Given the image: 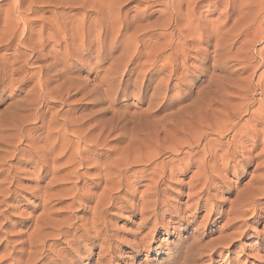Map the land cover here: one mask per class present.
Returning <instances> with one entry per match:
<instances>
[{"label":"rangeland","instance_id":"374dc122","mask_svg":"<svg viewBox=\"0 0 264 264\" xmlns=\"http://www.w3.org/2000/svg\"><path fill=\"white\" fill-rule=\"evenodd\" d=\"M16 1L18 0H0V15L2 14L0 16V22L2 21L0 23V33L1 30H6V28H3L5 26L3 19L9 14L11 16L16 15L13 12L8 13L11 4ZM41 1L46 2L49 0ZM77 1L78 3L76 0H69V4L73 3V5L58 6L60 8L52 7V5L48 6L47 4L35 5L36 10L32 11V13H35L32 18L35 20L50 18L53 10H57V13H67L70 9H73L74 11L70 13L73 18L81 17L85 12L90 14L89 11L96 13L99 10H97L98 6L95 4L99 0H95V2L94 0ZM130 1L136 2L130 3ZM90 2L97 6L94 11L85 7V5L91 6L92 3ZM127 2L121 4L122 8L121 6L120 8L119 6L114 8V12L116 9L119 10L120 19L123 18L122 21H124L125 30L118 36L122 35V37L114 39L115 32L111 30L112 33H110L109 30L106 39L114 40L115 47L103 50L99 54V58H97L98 56L95 58V54H90L93 61L79 66V70L70 75L72 78L75 76L77 80L85 81L86 87L85 91L79 93L72 91L70 98L66 95L63 96L65 94L64 88L59 87V83L53 82L45 87L48 89L46 100H36L34 106L28 107L26 102L30 101V97L35 96L34 90L38 87L41 89L36 82V78L31 80L32 78L29 79L30 76L36 74V71L39 72L41 67L47 66L52 60L47 59L48 61L41 60L38 63L28 62L25 65L23 63L12 65L14 57H17L18 54L22 57L25 50L17 46L16 41L7 47L2 37V33L5 32L3 31L0 34V40L3 42L0 43V61L4 60L3 63L0 62L2 65V68H0L2 74L0 83H4L0 86V264H12L10 258L13 256L14 250H18L23 240L28 239L29 234L34 229V220L37 217H41L40 223L43 222L42 218L47 217L49 223L63 225L62 228L64 226H66L65 228L68 226L75 228L80 224H87L91 216L89 209L91 210L95 206L93 199L87 198V200L77 201L73 198H76V191L79 189L84 190L82 192H85V195L90 193L94 197H98L103 190V186L96 189L83 188L82 186L88 180L92 181V179L90 180L91 176H96L99 173L95 163L102 165L110 162L113 164L121 162L124 165L127 163V167L133 169L126 174L124 173L122 188L127 191V194L121 195L120 199L112 204L110 211L103 217L104 222L99 227L102 231L99 240L92 243L81 240L80 245L66 244L62 242V238L71 239L68 237V233L55 236L53 231L47 229L48 231L44 232L45 235L43 233V236L41 235L44 242L47 241L50 244L60 239L61 243L52 245L50 249L48 247L41 248L40 246L41 251L39 247L37 248V252L39 250V253L43 256L47 255V251L52 252V256L48 257L47 260L27 263V258L24 257L22 258L24 259L23 264H53L56 260L55 254L61 255L64 257L62 260L70 264H107L109 257L113 259L108 264H264V152H262L263 146L261 145L264 141V136L261 134L264 132V91H262L264 90V84H261L264 82V0H129ZM82 3L84 4L82 5ZM25 4L22 6V11L27 8ZM131 8V11L126 12ZM105 12V10L102 12L103 23L109 26L113 21L106 17ZM115 13L118 14L117 11ZM132 16H136L135 21H132ZM136 21L137 23L134 24ZM164 21H167L168 25ZM136 29L139 32L136 37L143 36L145 33L140 41L136 38L132 39ZM19 31L16 33L17 37H20ZM98 32L99 30H92L91 35H96ZM189 32L193 33L190 34ZM170 33L172 37L174 36L170 38V43L173 45L180 40L183 42L185 38L188 43H190L189 41L192 42L185 47L184 55L185 59L188 60L184 61L185 64L183 65L185 67L181 65L182 62H178L182 61L178 58L175 64L178 63L179 68L175 70L176 72L173 71L171 79L167 80L168 72L153 73V70H158L162 64L160 62L161 58H159L156 68L151 67L149 65L150 59L146 58V53L151 54L157 47L156 44H165L167 40L163 36ZM158 34H163V36L158 38ZM177 35L181 36L178 37ZM176 37L179 39L181 37V39L179 40ZM196 37H199L198 40ZM193 40L196 41L193 42ZM218 43L219 45H217ZM140 46L142 50H140ZM135 47L139 48L140 56L137 59L135 58L131 65L129 61L133 52L136 53ZM62 48L63 46L60 48L49 46L47 52L62 53ZM175 48L176 46L173 50L176 53L179 46ZM14 52L18 54L16 55ZM168 52L172 53V51H166L162 56L168 55ZM63 56H65V53L60 54L59 59H64ZM74 58L78 59L79 57ZM140 58L141 60H139ZM55 61L57 60L55 59L53 62ZM113 63H116V65ZM20 65L22 69L20 73L23 75L20 73L11 75V70L18 68ZM99 66L101 67L100 70ZM109 66H116L117 71H109ZM185 68L187 69L184 70ZM115 69L113 68V70ZM130 70L129 78H125V74ZM48 75H45L44 78L46 76L50 77L53 73L50 72V75ZM21 77H28L29 83L25 87H19L18 85ZM210 80L214 85L208 84ZM34 84H38V86L34 88ZM156 90L159 95L153 100L152 95ZM51 91L52 93H49ZM61 93L64 94L61 95ZM241 98L242 100H240ZM243 99L246 101H243ZM212 100L219 103V105L212 107V104H210ZM224 103L230 106L229 109L232 108L234 112L237 111L235 112L237 119L233 121V124L236 123L234 130L243 127L244 129L240 131L241 134L246 132V129H250L261 135L255 141L257 149L252 154L258 156L254 157V162L239 164L235 161L230 162V167L220 173L218 168L225 163L227 164L228 161L225 159V161L220 162L219 156L223 152H217L212 161H207L206 169L209 172V170L211 171L210 166H215V175L218 180L207 187L206 192L201 195V189H204V187L197 182L199 178L201 179V172L200 169L196 170L201 158V147L205 142H214L218 137L208 134L209 131L200 129L201 127L195 124L198 122L203 123L205 117L204 120L207 121L208 126L203 128L213 127L214 129L213 125L220 122L217 119H225L223 115L226 114L222 112V104L225 107ZM239 104H242L240 105L241 108H239ZM246 104L249 105L247 109ZM155 105H158V108ZM259 107H262V112H260ZM212 109L216 110L213 112ZM233 110L225 109L224 112L230 113ZM211 111L212 113H210ZM241 111L243 112L241 113ZM207 115L210 117V123L206 119ZM212 117L217 118H214V123H211L213 121ZM69 118L71 119L69 120ZM258 118L263 120H258ZM187 120L191 121V126H189L190 123L188 126L184 125L188 122ZM64 121L67 124L74 123L75 126L82 124L79 132L74 133L76 136L72 134L71 128L63 131ZM152 121L154 122L151 125ZM181 124H183L182 127ZM89 127H98V130L90 135L92 133L89 134L83 130ZM107 127L110 130L113 128V132L108 134L110 130ZM174 127L189 132L192 129L191 136L187 134V138L183 139V135H173ZM101 129L109 131L100 134L99 130ZM233 129L228 136L233 134ZM82 132L86 133L83 134ZM202 134L204 140L199 144L198 149L193 150L196 153L193 154L190 166L185 159L186 154L188 155L190 151L186 145L193 143L198 135ZM228 136L224 137L221 142L224 143ZM91 137H93V140ZM62 138L64 139L62 140ZM85 140L89 142L87 143ZM101 140H105V143H102L103 146L99 144ZM96 142L100 147L90 146L93 143V146H96ZM236 142H239V137ZM52 144L54 147L56 146L55 149L51 147ZM62 145L66 146L62 148ZM87 146L100 151L89 150L91 151L89 154L93 157L87 163L82 164L84 166L80 167L81 169L79 168L80 174L86 173L87 176L82 178L80 182L76 181L77 186L73 185L72 187L71 183L75 180L71 178L68 181H63L62 176H68L71 171L73 172V166L79 161L76 160L77 157H74L72 150L79 151L80 149H86ZM174 148L177 149V152L170 155L168 151ZM260 152L261 154H259ZM67 158L69 160L72 158L71 163ZM117 158L121 160L118 161ZM3 162L5 165H2ZM116 163L114 165L117 166L118 170L127 169L123 164L126 168L121 165L123 168L120 166L121 169H119L118 165L120 164L117 165ZM68 166L69 168H67ZM153 169L154 171H152ZM11 175L14 179H11ZM37 175H40V182L36 180ZM71 176L69 175L66 178ZM40 188L41 191L44 189V192L41 193ZM71 188H74L72 189L74 192H70ZM254 191L261 194L258 195L259 197H255V200L258 201L255 203L243 202V198L245 196V198L251 197ZM113 193L115 192L113 191ZM151 194H154V197H151ZM77 202L89 209L81 212V207ZM44 207L46 210H44ZM155 208L157 213L155 218L158 219L156 225L153 223L154 220L149 222L144 220L149 216V212ZM31 226L32 228H30ZM142 240L143 247L140 250L133 249V244ZM15 247L16 249H13ZM69 247L72 253L67 255L66 250H69ZM109 248L110 252L108 251ZM33 251L28 249L29 253ZM185 252L187 254L191 253L187 256Z\"/></svg>","mask_w":264,"mask_h":264},{"label":"bare ground","instance_id":"6f19581e","mask_svg":"<svg viewBox=\"0 0 264 264\" xmlns=\"http://www.w3.org/2000/svg\"><path fill=\"white\" fill-rule=\"evenodd\" d=\"M10 1V0H9ZM44 1H46V0H44ZM69 0H61V1H57V0H49V1H46V2H43V1H41V0H18V1H16V2H14V3H12L11 4V7H10V9H8V13H11V12H13V13H15L14 15L15 16H11L10 14L9 15H7L6 16V18H2L3 20H4V22H3V24H5V26H3V28H6V30L4 31L5 33H2L3 31L1 30V33L3 34L2 35V37H3V41H4V43L7 45V47H8V45H11L12 43H14V41H16L15 43L17 44V46H20V47H22L24 50H25V53H21L23 56L21 57V55L19 56V54L16 52H14L16 55L18 54V56L17 57H14V62H12L13 64L12 65H14V64H17V63H23L24 65L25 64H28V62H33V63H38V62H41V60H43V61H46L47 59L48 60H52L51 61V63L49 64L48 63V65L47 66H45V67H41L40 68V70H39V72H37L36 71V74H33V75H31L30 76V78L29 79H31V80H33L34 78H36V82L39 84V86H40V88L41 89H39V87L38 88H36L35 90H34V88L36 87V86H38V84L37 85H35L34 86V88H32V90H34L35 91V96L34 97H30V101H28V102H26V104L28 105V107L29 106H34L35 105V101L36 100H46V96H47V88H45V87H48L49 85H50V83H53V82H55V83H59V87H63L64 88V93H61V95H63V96H67L68 98H70L71 96H72V94H70L72 91L73 92H77V93H79V92H81V91H85L86 90V87H85V81H81V80H77L76 78H75V76H74V78H72L70 75L73 73V72H75V71H77V70H79V66H82V65H84V63L86 64L87 62H91V61H93V59L90 57V54H95L96 56H95V58L97 57V58H99V54L100 53H102V51L103 50H105V49H107V48H110V49H113L115 46V44H114V40H108V39H106V36L108 35V33H109V30H110V33H112L111 32V30L112 31H114L115 32V34H116V36L114 37V39H116L124 30H125V26H124V21H122V19L123 18H121L120 19V14H119V10L118 9H116V11H117V13L118 14H116L115 12H114V8L116 7V6H119V8H120V6H121V4H124V3H126L127 1H129V0H99V2H95V0H94V2H95V4L98 6V8H97V12L95 13V12H93V13H91V11H89V13L90 14H88V13H84L81 17H76V18H73V15H71L70 13L72 12V11H74L73 9H70V11L69 12H65V13H57L56 11H54L53 10V12H51V16H50V18H48V17H46V18H41L40 20L39 19H37V20H35V19H33L32 18V15L33 14H35V13H32V11H34V10H36V7H35V5H38V4H47L48 6H50V5H52V7H58V6H64L65 7V5H73V3H70L69 4V2H68ZM72 1V0H71ZM12 2V1H11ZM27 2V4H25ZM76 2L78 3V1L76 0ZM84 2V1H83ZM89 2V1H88ZM133 2H136V1H130V3H133ZM172 2V1H171ZM90 3H92V2H90ZM128 3V2H127ZM139 3H140V1H139ZM143 3V2H142ZM167 3V2H166ZM27 5V8H26V6H25V8L26 9H24L23 11L21 10L22 9V6L23 5ZM74 4H75V2H74ZM84 3H82V5H83ZM95 4H91V6H86L85 5V7H87L88 9H92L93 11H94V9H95V7H97ZM10 5V4H9ZM33 5V6H32ZM43 5V6H44ZM164 5H165V3H164ZM8 6V5H7ZM80 6H81V4H80ZM125 6V5H124ZM60 7H58V8H60ZM74 7V6H73ZM172 7V6H171ZM39 8V7H38ZM57 8V9H58ZM67 8V7H66ZM121 8H122V6H121ZM167 8H169V7H167ZM4 9V8H3ZM63 9V8H62ZM77 9V8H76ZM83 9V8H82ZM43 10V9H42ZM103 10H105L106 12V17H108L109 19H111L113 22H111V24H109V26H108V24H105V23H103ZM132 10V8L131 9H128L126 12H129V11H131ZM146 10V9H145ZM44 11V10H43ZM82 11V10H81ZM84 11H86V10H84ZM139 11V10H138ZM2 12H3V10H2ZM36 12V11H35ZM7 13V14H8ZM138 13V12H137ZM136 13V14H137ZM166 13V12H165ZM5 14V13H4ZM113 14V15H112ZM124 15V14H123ZM166 15H167V13H166ZM0 16H2V14L0 15ZM3 17H5V16H3ZM126 17H128V16H126ZM133 17V16H132ZM131 17V19H132V21H135L136 20V16L135 17H133L132 18ZM171 17V16H170ZM107 18V19H108ZM125 18V17H124ZM163 19V18H162ZM167 20V19H166ZM131 21V22H132ZM169 21V20H168ZM165 22V21H164ZM170 22V21H169ZM0 23H2V21L0 22ZM135 23H137V21L136 22H134V24ZM2 24V25H3ZM164 24V23H163ZM165 24L166 25H168V23H167V21L165 22ZM175 24H177V23H175ZM106 25V26H105ZM151 25V24H150ZM174 25V24H173ZM197 25V24H196ZM176 26V25H175ZM1 27V26H0ZM134 27V26H133ZM144 27V26H143ZM19 28H22L21 30L19 29ZM132 28V27H131ZM142 28V27H141ZM148 28V27H147ZM152 29V28H151ZM150 29V30H151ZM164 29V28H163ZM169 29V28H168ZM173 29V28H172ZM175 29V28H174ZM20 30V31H19ZM92 30H95V31H97V30H99V32L95 35L94 33V35H91V31ZM139 30H141V29H139ZM179 30V29H178ZM17 31H19V33H20V37H17V35H16V33H17ZM152 31V30H151ZM150 31V32H151ZM141 32V31H140ZM188 32V31H187ZM0 33V34H1ZM137 33L139 34V32H138V30L136 29L135 30V33H133V38L132 39H134V38H136V39H139V41H140V39L143 37V36H145L144 34H143V36H141L140 35V37L138 36V37H136V35H137ZM190 33V32H189ZM191 33H193V32H191ZM190 33V34H191ZM197 33H198V31H197ZM114 34V35H115ZM142 34V33H141ZM184 34V33H183ZM188 34V33H187ZM195 34V33H194ZM111 35V34H110ZM197 35V34H196ZM16 36V37H15ZM161 36H163V34H158V38L159 37H161ZM178 36V35H177ZM179 36H181V35H179ZM178 36V37H179ZM188 36H189V34H188ZM120 37H122V35L120 36ZM120 37H118V38H120ZM132 37V36H131ZM164 38H165V40H167V42H165V44L163 43V44H161V45H158V44H156V46L157 47H155V49L153 50V52H151V54H147L146 53V58L148 59H150V62H149V65H151V67H155L156 68V65H157V63L159 62V58H161V60H160V62L162 63L160 66H159V69L158 70H153V73L154 74H156L157 72H161V71H166V72H168L169 74H168V76H166V79L167 80H169V79H171V75H172V72L173 71H175V70H177L179 67L178 66H180V65H178L177 66V64L178 63H176L175 64V61H177L178 60V58L180 59V60H182V61H178L179 63L180 62H182V66L183 67H185L183 64H185L184 63V61L186 60V61H188L187 59H185V55H184V51H185V47H187L186 45L187 44H190L192 41H189L190 43H188L186 40V38L183 40V42L180 40L181 39V37H180V39L178 38V37H176L177 39H179L180 41H178L177 42V44H175L174 43V45L172 44V43H170V38H173L172 37V35H171V33L170 34H165L164 36H163ZM186 37V36H185ZM146 38V37H145ZM183 38V37H182ZM197 38V37H196ZM199 38V37H198ZM198 38H197V40H198ZM130 39V38H129ZM189 40V39H188ZM190 40H192L191 38H190ZM114 41V42H113ZM119 41H121L120 39H119ZM133 41H135V40H133ZM143 41V40H142ZM196 41V40H195ZM194 40H193V42H195ZM200 42H201V38H200ZM199 42V43H200ZM0 43H3L1 40H0ZM193 44V43H192ZM5 45V46H6ZM14 45V44H13ZM172 45L175 47L176 46V48H178V46H179V49H177V51H176V53L174 52V50H173V48H172ZM196 45H198V44H196ZM217 45H219V43L217 44ZM3 46V45H2ZM49 46H51L52 48L55 46V47H58V48H60V47H62L63 46V50H62V53H65V56H63L64 57V59H59L60 58V54L62 55V53L61 52H59V53H57L56 51L55 52H53V51H48L47 52V48L49 47ZM142 46V45H141ZM141 46H140V48H141ZM15 48H16V45L14 46ZM65 47V48H64ZM139 47V46H138ZM138 47H135V51H136V53L135 52H133V54H132V58L130 59V63L129 64H131L132 63V61L136 58H138V56H140L139 55V53H140V50H142V48L139 50V48ZM6 48V47H5ZM13 48V47H12ZM19 48V47H18ZM21 48V49H22ZM175 48V49H176ZM196 48V47H195ZM201 48V47H200ZM1 49H2V47H1ZM188 49H189V47H188ZM194 51H195V49L194 48H192ZM215 49V48H214ZM15 50H17V49H15ZM14 50V51H15ZM19 50V49H18ZM1 51V50H0ZM10 51V50H9ZM166 51H172V53H169L168 55H166V56H162L163 55V53L165 52L166 53ZM20 52V51H19ZM142 52V51H141ZM175 54H174V53ZM197 52H199V51H197ZM201 52V51H200ZM214 52V51H213ZM110 53V52H109ZM5 54V53H4ZM7 54V53H6ZM172 54H174V55H172ZM201 54V53H200ZM199 54V55H200ZM215 54V53H214ZM2 55H3V53H2ZM14 55V54H13ZM131 55V54H130ZM0 56H1V54H0ZM87 56V57H86ZM143 56H144V54H143ZM201 56V55H200ZM216 56V55H215ZM5 57H6V55H5ZM10 57H11V55H10ZM74 57H79L78 59H75ZM1 58V57H0ZM186 58H187V56H186ZM5 59V58H4ZM7 59H9V58H7ZM11 59V58H10ZM57 60V61H55V62H53L54 60ZM75 59V60H74ZM128 59V58H127ZM219 59V58H218ZM1 60V59H0ZM47 60V61H48ZM139 60H141V58L139 59ZM219 60H221V59H219ZM12 61H13V59H12ZM135 61V60H134ZM200 61H201V59H200ZM0 62H4V60L3 61H0ZM137 62V61H136ZM216 62V61H215ZM5 63H7V62H5ZM117 63V62H116ZM116 63H113L114 65H116ZM135 63V62H134ZM11 65V64H10ZM22 65V64H21ZM21 65L18 67V68H16V69H12L11 70V75H16V74H19L20 72H21ZM110 65V64H109ZM119 65V64H118ZM121 65V64H120ZM132 65V64H131ZM187 65V64H186ZM0 68H2V65L0 64ZM10 67V66H9ZM115 67L116 66H109V68H108V70L109 71H111V72H115V71H117L116 69H115ZM119 67V66H118ZM125 67V66H124ZM136 67V66H135ZM3 68H4V66H3ZM5 68H6V66H5ZM99 68V70L101 69V67L99 66L98 67ZM107 68V67H106ZM113 68L115 69V70H113ZM121 68V67H120ZM25 70H26V68H24ZM136 69V68H135ZM187 68H185L184 70H186ZM1 70V69H0ZM106 71H108L107 69H105ZM5 71V70H4ZM27 71V70H26ZM104 71V70H103ZM6 72V71H5ZM50 72H52L53 73V75H50ZM176 72V71H175ZM2 73H3V71H2ZM48 73H49V75H50V77H47L46 76V78H44V76L45 75H48ZM108 73V72H107ZM119 73H121V72H119ZM21 74V73H20ZM30 74V73H29ZM45 74V75H44ZM109 74V73H108ZM112 74V73H111ZM110 74V75H111ZM130 74H131V70L128 72V73H126L125 74V78H129V76H130ZM146 74V73H145ZM158 74V73H157ZM253 74V73H252ZM1 73H0V77H1ZM4 75V74H3ZM21 75H23V74H21ZM48 75V76H49ZM113 75H114V73H113ZM19 76V75H18ZM28 76V75H27ZM4 77V76H3ZM116 77V76H115ZM251 77V76H250ZM110 78V77H109ZM165 79V80H166ZM182 79V78H181ZM19 80V79H18ZM85 80V79H84ZM167 80H166V82H167ZM4 81V80H3ZM106 81V80H105ZM211 81L212 80H210L209 82H208V84H212L211 83ZM244 81V80H243ZM262 81V80H261ZM6 82V81H5ZM13 82V81H12ZM11 82V83H12ZM15 82V81H14ZM19 82V81H18ZM163 82V81H162ZM213 82H214V80H213ZM245 82V81H244ZM20 84H18L19 85V87H25L29 82H28V77H24V78H22L21 77V81L19 82ZM87 83V82H86ZM103 83V82H102ZM183 83V82H182ZM217 83V82H216ZM237 83H239V82H237ZM1 85L0 86H2L3 84L2 83H0ZM169 84V83H168ZM261 84H264V82L263 83H261ZM6 85V84H5ZM87 85V84H86ZM209 85V86H210ZM212 85H214V84H212ZM227 85V84H226ZM232 85V84H231ZM244 85V84H243ZM259 85H260V82H259ZM237 86V85H236ZM264 86V85H263ZM211 87V86H210ZM213 87V86H212ZM238 87V86H237ZM240 87H242V86H240ZM245 87V86H244ZM141 88V87H140ZM161 88V87H160ZM108 89V88H107ZM167 89V88H166ZM242 89H243V87H242ZM263 89H264V87H263ZM93 90H94V88H93ZM98 90V89H97ZM113 90V89H112ZM223 90V89H222ZM31 91V90H30ZM53 91V90H52ZM52 91L51 92H49V93H52ZM57 91V90H56ZM55 91V92H56ZM63 91V90H62ZM209 91V90H208ZM262 91H264V90H262ZM91 92H92V90H91ZM94 92V91H93ZM239 92V91H238ZM246 92V91H245ZM27 93V92H26ZM112 93V92H111ZM224 93V92H223ZM240 93V92H239ZM264 93V92H263ZM74 94V93H73ZM219 94V93H218ZM71 95V96H70ZM159 94H158V91L156 90V92H154L153 93V95H152V99L154 98V99H156L157 98V96H158ZM49 96V95H48ZM83 96V95H82ZM235 97H236V95H234ZM248 96V95H247ZM261 96H262V94H261ZM84 97V96H83ZM214 97V96H213ZM225 97V96H224ZM25 98V97H24ZM82 98V97H81ZM98 98V97H97ZM196 98V97H195ZM226 98V97H225ZM240 98V97H239ZM238 98V99H239ZM85 99V98H84ZM153 99V100H154ZM159 99V98H158ZM61 100V99H60ZM232 100V99H231ZM240 100H242V98L240 99ZM245 99H243V101H244ZM97 101H99V100H97ZM246 101V100H245ZM251 101V100H250ZM46 102V101H45ZM64 102V101H63ZM66 102V101H65ZM210 102V101H209ZM229 102H231V101H229ZM37 103H39V102H37ZM61 103V102H60ZM67 103V102H66ZM150 103V102H149ZM161 103V102H160ZM195 102L193 101V104H194ZM207 103H208V101H207ZM206 103V104H207ZM220 103H221V101H220ZM234 103V102H233ZM247 103V102H246ZM41 104V103H40ZM157 104V103H156ZM189 104V103H188ZM209 104V103H208ZM210 104H212L211 106L213 107V106H216V105H219V103H217V102H213V100H212V103H210ZM225 104V103H224ZM237 104V103H236ZM197 105V104H196ZM200 105H201V103H200ZM240 105H242V104H239V106ZM156 106V105H155ZM154 106V107H155ZM158 106V105H157ZM156 106V107H157ZM184 106V105H183ZM190 106V105H189ZM198 106V105H197ZM208 106H210V105H208ZM225 107H223V104H222V108H223V110H222V112H223V114H226V115H223V116H225L224 118V120H221V118H220V120H218L216 117H212V122L211 123H214V118H216L217 119V121H220L218 124H214L213 126H214V129H213V127H211V128H207V127H205V128H203L204 126H208V123H207V121H205L204 119H205V117L203 118V123H200V122H195V123H197V124H195V125H198V127H201L200 129H204V130H206V131H209L210 133H208V134H213V135H215V137L217 136L218 137V139H216L215 141L213 140V139H211V140H213L214 142H212V141H208V142H205L203 145H202V147H201V158H200V160H199V162H198V165H197V167H196V170L197 169H200V172H201V179L199 178H197L198 180H197V182L199 183V184H201V186H203L204 187V189H201V195L204 193V192H206V190L205 189H207V187H209V186H211V185H213L212 183L214 182V181H217L218 179H217V176L215 175V173H216V171H215V169H216V167L215 166H210V169H211V171L209 170V172H208V170L206 169V163H207V161H212L213 159H214V157H215V154H217V152H219V151H221V152H223V154L222 155H220L219 156V160H220V162L221 161H225V159H227V161H228V163L226 164H224V165H219L218 167V172H219V170H220V173L221 172H224L227 168H229L230 167V162H237L238 164L239 163H243V162H254V157H257L256 155L255 156H253L252 154L253 153H255V150L257 149V146L255 145V141L258 139V137H260L261 135L260 134H258L257 132H255V131H253V130H250V129H246V132H244L243 134H241V130L242 129H244L243 127H240L239 128V130H234L235 129V125H236V123L235 124H233V121H234V119L236 120L237 119V114L235 113V112H237V111H235L234 112V110L232 109V108H228V107H230L228 104H225L224 105ZM235 106V105H234ZM234 106H233V108H234ZM184 107H186V106H184ZM211 107V108H212ZM232 107V106H231ZM236 107H237V105H236ZM245 107V106H244ZM249 107V105L247 106V104H246V109ZM158 108V107H157ZM211 108H209L210 110H211ZM221 108V109H222ZM238 108V107H237ZM239 108H241V106L239 107ZM238 108V110H240ZM229 110V111H232L233 110V112H230V113H228V112H224V110ZM259 109H261V111L260 112H262V107L260 108L259 107ZM36 110H37V108H36ZM187 110V109H186ZM192 110V109H191ZM201 110V109H200ZM213 110V109H212ZM216 110V109H215ZM215 110H213V112L215 111ZM237 110V109H236ZM257 110V109H256ZM148 111V110H147ZM185 111V110H184ZM188 112H189V110H188ZM191 112V111H190ZM219 112V111H218ZM243 111H241V113H242ZM246 112V111H245ZM251 112V111H250ZM40 113V112H39ZM153 113V112H152ZM180 113V112H179ZM192 113V112H191ZM210 113H212V111L210 112ZM217 113V112H216ZM215 113V114H216ZM220 113H221V111H220ZM167 114V113H166ZM214 114V115H215ZM38 115V114H37ZM178 115V114H177ZM189 115V114H188ZM213 115V116H214ZM247 115V114H246ZM41 116V115H40ZM180 116V115H179ZM190 116V115H189ZM211 116V115H210ZM215 116H218V115H215ZM39 117V116H38ZM60 117H62V116H60ZM180 117H182V116H180ZM201 117V116H200ZM203 117V116H202ZM208 115L206 116V119H208V122L210 123V117H208ZM222 117V116H221ZM52 118V117H51ZM65 118V117H64ZM63 118V119H64ZM192 118V117H191ZM194 118H195V116H194ZM256 118V117H255ZM254 118V119H255ZM38 119V118H37ZM36 119V120H37ZM60 119V118H59ZM71 118H69V120H70ZM82 119V118H81ZM174 119V118H173ZM181 119V118H180ZM188 119V118H187ZM259 119H261V118H258V120ZM34 120H35V118H34ZM53 120H55V119H53ZM65 120V119H64ZM69 120H66L67 122L69 121ZM72 120H74V119H72ZM115 120V119H114ZM153 120V119H152ZM158 120V119H157ZM169 120V119H168ZM176 120V119H175ZM182 120V119H181ZM184 120V119H183ZM202 120V119H201ZM261 120H263V119H261ZM59 121V120H58ZM89 121V120H88ZM111 121V120H110ZM156 121V120H155ZM185 121V120H184ZM188 121V120H187ZM199 121V120H198ZM35 122V121H34ZM41 122V121H40ZM65 122V121H64ZM71 122V121H70ZM107 122V121H106ZM121 122V121H120ZM154 121H152L151 122V125H152V123H153ZM178 122V121H177ZM176 122V123H177ZM186 122V121H185ZM205 122V123H204ZM43 123V122H42ZM50 123H52V122H50ZM49 123V124H50ZM90 123V122H89ZM97 123V122H96ZM103 123V122H102ZM112 123V122H111ZM127 123H129V122H127ZM159 123V122H158ZM173 123V122H172ZM181 123V122H180ZM179 123V124H180ZM188 123V124H187ZM186 124H184V125H189V123H190V125L189 126H191V121L189 122H187ZM239 123V122H238ZM250 123V122H249ZM18 124V123H17ZM74 124V123H73ZM73 124H71V123H69V124H67L66 122L63 124V131L65 130V129H69V128H71V132H72V134H74V133H78L79 132V130H80V128H81V125H79V126H75V125H73ZM130 124V123H129ZM179 124H178V126H179ZM259 124H260V122H259ZM262 124V123H261ZM53 125V124H52ZM62 125V124H61ZM90 125V124H89ZM110 125V124H109ZM163 125V124H162ZM173 125V124H172ZM182 125L183 124H181V127H182ZM244 125V124H243ZM41 126V125H40ZM51 126V125H50ZM83 126H85V125H83ZM150 126V125H149ZM148 126V127H149ZM210 126V125H209ZM44 127V126H43ZM72 127H73V129H72ZM108 127H110V126H108ZM107 127V128H108ZM177 127V126H176ZM176 127H174L175 128V130H173L174 132L172 133L173 135L175 134V135H177V136H181V135H183L184 136V138L183 139H186L187 138V134H189L190 135V132L192 131V129L194 128V126L193 127H191L192 129H191V131L189 132V131H187V130H184V129H180V128H176ZM184 127V126H183ZM41 128V127H40ZM47 128H48V126H47ZM52 128V127H51ZM55 128V127H54ZM62 128V127H61ZM105 128V127H104ZM153 128V127H152ZM173 128V127H172ZM197 128V127H196ZM234 128V129H233ZM250 128V127H249ZM38 129V128H37ZM44 129V128H43ZM109 129V128H108ZM113 129V128H112ZM111 129V130H112ZM114 129H116V128H114ZM119 129V128H118ZM135 129V128H134ZM233 129V134L231 135V136H228L230 133H231V130ZM54 130V129H53ZM59 130V129H58ZM83 130H85L87 133H92V132H95L96 130H98V127H89V128H85V129H83ZM110 130V129H109ZM109 130H106V129H101V130H99L100 132V134H102V133H104V132H107L108 133V131ZM109 131V133L108 134H110V132H113V130L112 131ZM130 130V129H129ZM55 131V130H54ZM117 131V130H116ZM120 131V130H119ZM127 131H128V129H127ZM144 131V130H143ZM66 132H69V131H66ZM84 132V131H83ZM82 132V133H83ZM85 132V133H86ZM121 132V131H120ZM119 132V133H120ZM145 132V131H144ZM194 132V131H193ZM200 132V131H199ZM198 132V133H199ZM213 132V133H212ZM260 132H263V131H260ZM82 133H81V136H82ZM85 133H83V134H85ZM123 133V132H122ZM135 133V132H134ZM138 133V132H137ZM149 133V132H148ZM147 133V134H148ZM207 133V132H206ZM53 134V133H52ZM105 134V133H104ZM103 134V135H104ZM128 134V133H127ZM151 134V133H150ZM192 134V133H191ZM261 134H263L262 136H264V132L263 133H261ZM47 135H48V133H47ZM50 136H51V134H49ZM60 135V134H59ZM62 135V134H61ZM63 135H64V133H63ZM67 135H68V133H67ZM75 135V134H74ZM90 135H93V133L92 134H90ZM107 135V134H106ZM195 135V134H194ZM260 135V136H259ZM53 136V135H52ZM65 136V135H64ZM76 136V135H75ZM81 136H80V138H81ZM100 136V135H99ZM191 136V135H190ZM200 136V137H199ZM205 136V135H204ZM228 136V138H227V140L224 142V143H222L221 142V140L224 138V137H227ZM58 137V136H57ZM79 137V136H78ZM121 137V136H120ZM122 137H123V135H122ZM129 137H130V135H129ZM133 137V136H132ZM150 137V136H149ZM153 137V136H152ZM239 137V142H236V139ZM65 138V137H64ZM64 138H62V140L64 139ZM80 138H79V140H80ZM85 138V137H84ZM88 138V137H87ZM93 137H91V139H92ZM127 138H128V136H127ZM151 138V137H150ZM149 138V139H150ZM173 138V137H172ZM178 138V137H177ZM58 139V138H57ZM56 139V141H58ZM75 139V138H74ZM82 139H83V137H82ZM122 139V138H121ZM209 139V138H208ZM60 140V139H59ZM76 140V139H75ZM84 140V139H83ZM82 140V141H83ZM87 140V139H86ZM85 140V141H86ZM93 140V139H92ZM92 140H90V141H92ZM98 140V139H97ZM204 139H203V134L202 135H198V137L195 139V141H193V143L191 142V144H187L186 145V147H187V149H189L190 151H189V153H188V155L186 154V156H185V159L187 160V163L191 166V163H190V161H191V159H192V157H193V154L195 155V153L196 152H193V150L195 149V148H197L198 149V146H199V144L200 143H202V141H203ZM210 140V139H209ZM9 141V140H8ZM55 141V142H56ZM65 141V140H64ZM63 141V142H64ZM85 141H84V143H85ZM102 141V142H101ZM100 141V143L99 144H101V146H103L102 145V143L104 144L105 143V140H101ZM107 141V140H106ZM115 141V140H114ZM118 141H120V140H118ZM127 141H128V139H127ZM132 141V140H131ZM7 142V141H6ZM66 142V141H65ZM87 142V141H86ZM89 142V141H88ZM87 142V143H88ZM142 142V141H141ZM140 142V143H141ZM147 142V141H146ZM157 142V141H156ZM212 142V143H211ZM262 142V141H261ZM83 143V144H84ZM98 142H96L95 143V145L96 146H93L94 145V143H93V145L91 144L90 146L91 147H100V145L99 144H97ZM189 143V142H188ZM3 144H4V142H3ZM6 144V143H5ZM12 144V143H11ZM58 144V143H57ZM70 144H71V142H70ZM86 144V143H85ZM176 144V143H175ZM179 144V143H178ZM177 144V145H178ZM60 145V144H59ZM74 145V144H73ZM87 145V144H86ZM85 145V146H86ZM143 145V144H142ZM151 145V144H150ZM164 145V144H163ZM182 145V144H181ZM261 145L263 146V148H262V152H264V141L261 143ZM66 146V145H65ZM65 146H61L62 148L63 147H65ZM90 146H87V148L86 149H80L79 151L78 150H76V149H74V150H72V152L74 153V157H77L76 158V160H79V161H77L76 162V164L73 166V172L71 171L70 172V174H68V176L70 175H75V176H71L70 178H66V177H68L66 174V176H62L61 178H62V180L63 181H68L69 179H74L75 181L74 182H76V181H79L80 182V180L82 179V178H86V176H87V174L86 173H81L80 174V169L82 168V166H84V165H82V164H84L85 162L87 163V161L89 160V159H91L93 156H91L89 153L91 152V151H89V150H91L92 148L90 147ZM175 146V145H174ZM52 148L54 147L53 146V144H52V146H51ZM56 147V146H55ZM55 147H54V149H55ZM80 147V146H79ZM84 147V146H83ZM130 147V146H129ZM2 148V147H1ZM51 148V149H52ZM74 148H75V146H74ZM102 148V147H101ZM108 148V147H107ZM131 148V147H130ZM137 148V147H136ZM151 148V147H150ZM152 148H153V145H152ZM173 148V147H172ZM178 148V147H177ZM180 148V147H179ZM183 148H184V146H183ZM64 149H66V148H64ZM63 149V150H64ZM78 149V148H77ZM94 149V151H96V152H98V151H100V150H96L95 148H93ZM92 149V150H93ZM127 150H128V148H126ZM135 149V148H134ZM141 149V148H140ZM139 149V150H140ZM223 149H225V150H223ZM67 150V149H66ZM76 150V151H75ZM137 150V149H136ZM135 150V151H136ZM143 150V149H142ZM183 150V149H182ZM223 150V151H222ZM51 151V150H50ZM68 151V150H67ZM125 151V150H124ZM133 151V150H132ZM146 151V150H145ZM62 152V151H61ZM134 152V151H133ZM169 153H170V155L171 154H173V153H175V152H177V149L176 148H174L173 150H170V151H168ZM35 153V152H34ZM60 153V152H59ZM64 153H65V151H64ZM63 153V154H64ZM187 153V152H186ZM66 154H67V152H66ZM71 154V153H70ZM97 154V153H96ZM100 154V153H99ZM138 154V153H137ZM145 154V153H144ZM179 154V153H178ZM182 154H183V152H182ZM259 154H261V152L259 153ZM37 155V154H36ZM45 155H46V153H45ZM44 155V156H45ZM101 155V154H100ZM117 155V154H116ZM115 155V156H116ZM133 155V154H132ZM175 155V154H174ZM177 155V154H176ZM181 155V154H180ZM38 156V155H37ZM63 156V155H62ZM62 156H60V157H62ZM97 156V155H96ZM179 156V155H178ZM41 157H42V154H41ZM106 157V156H105ZM131 157V156H130ZM146 157V156H145ZM183 157V156H182ZM73 158V157H72ZM72 158H70V163H71V159ZM116 158V157H115ZM135 158V157H134ZM106 159H108V158H106ZM118 159V158H117ZM121 160V159H120ZM119 159H118V161H120ZM139 160V159H138ZM137 160V161H138ZM142 160V159H141ZM151 160V159H150ZM54 161H56V160H54ZM132 161H134V160H132ZM53 162V161H52ZM51 162V163H52ZM74 162V161H73ZM104 162H108V161H104ZM115 162V161H114ZM123 162V161H122ZM126 162V161H125ZM47 163H48V161H47ZM116 163V162H115ZM114 163V164H115ZM131 163V162H130ZM129 163V164H130ZM140 163V162H139ZM209 163V162H208ZM4 164V162L2 163V165ZM27 164V163H26ZM54 164H55V162H54ZM94 164V163H93ZM92 164V165H93ZM101 164V163H100ZM112 162H110V163H107V164H102V165H98V163L96 164L95 163V165H96V168H97V170L99 171V173L96 175V176H88V177H90V180L92 179V181H87L86 183H84L83 184V188H85V187H89V189H96V188H99L100 186H103V190H102V192L100 193V195L98 196V197H94L93 195H91L90 193L88 194V195H85L84 193L85 192H82V191H84V190H81V189H79L78 190V188H77V190L78 191H76V194H77V196H76V198L74 197L73 199H75V200H77V201H79V200H81V199H86L87 200V198H89V199H93V201H94V207L90 210L89 208H87V207H85V206H83L82 204H80V202H77V204L79 205V207H81V212H84V211H86L87 209H89V211H91V216H90V218H89V220H88V222H87V224H80L79 226H77V227H75V228H73V226L71 227V226H68L67 228H65L66 226H64V228H62L61 226H63V225H53L51 222L49 223L48 221H47V217L46 218H42V220H43V222L42 223H40V220H41V217H37V218H35L36 220H34V229L31 231V234H29V236H28V239L27 240H23V243L20 245V248L18 249V250H14V252H13V256H11V258H10V260L12 261V264H23V260L24 259H22V258H24V257H26L27 258V263H36V262H38V261H42V260H47L48 259V257H51L52 256V252L51 253H49L48 251H47V255H45V256H43V254H40L39 253V250L41 249V248H46V247H48V249H50V247H52V245H54V244H58V243H61L60 242V239H57V240H55V241H53V242H51L50 244L46 241V242H44V240H43V235H42V233L44 234V232H46V230L48 229V230H51V231H53L54 233H55V236H58V235H60V234H62V233H68L69 234V236L68 237H70L71 239H67V238H62L63 240H62V242H65L66 244H70V243H72V244H74V245H80V243H81V240H87L88 242H94L95 240H99V235L101 234V230L99 229V227L102 225V222H104L103 220V217L107 214V212L108 211H110V209L112 208L111 206H112V204L113 203H115V202H117L119 199H120V196L121 195H125V194H127V191L125 190H123V186H122V182H123V179H124V176H125V174L127 173V172H129L130 170H132L133 168L132 167H130V168H128L127 167V163L124 165L123 163H121V162H118V163H116L117 165L118 164H120V165H118V167H120L122 164L124 165V166H126L127 167V169H121V167L123 166H121L119 169H121V170H118L117 169V166L116 165H114L113 164V167H112ZM164 164V163H163ZM1 165V166H2ZM5 165V164H4ZM165 165V164H164ZM71 166V167H72ZM94 166V165H93ZM123 166V167H124ZM156 166V165H155ZM159 166H162V165H159ZM217 166V165H216ZM2 167H4V166H2ZM70 167V168H71ZM81 167V168H80ZM122 167V168H123ZM126 167H124V168H126ZM158 167V166H157ZM163 167H165V166H163ZM209 167V166H208ZM67 168H69V166L67 167ZM80 168V169H79ZM94 168H95V166H94ZM11 169H13V168H11ZM64 169V168H63ZM72 169V168H71ZM114 169H115V172H114ZM155 169V168H154ZM154 169L152 170V171H154ZM163 169V168H162ZM209 169V168H208ZM96 170V169H95ZM113 170V171H112ZM161 170V169H160ZM55 171V170H54ZM59 171V170H58ZM69 171H70V169L68 170V173H69ZM83 172V171H82ZM114 172V173H113ZM58 173V172H57ZM79 173V174H78ZM125 173V174H124ZM157 173H159V172H157ZM161 173H163V172H161ZM213 173V174H212ZM8 174H10V173H8ZM7 174V175H8ZM96 174V173H95ZM124 174V175H123ZM154 174H155V172H154ZM219 174V173H218ZM153 175V174H152ZM195 176H197L196 174H194ZM200 175V174H199ZM12 176V175H11ZM40 176V175H39ZM38 175L36 176L37 178H36V180L37 181H39L40 182V180H41V178L39 177ZM88 177H87V179H88ZM162 178V177H161ZM11 179H14V177L12 176V178ZM126 180V179H125ZM7 181V180H6ZM73 181V180H72ZM154 181V179L152 180V182ZM155 181H158V180H155ZM160 181V180H159ZM70 182H71V180H70ZM71 183V185H72V187H73V185H76L77 186V182L76 183ZM62 183V182H61ZM66 183V182H65ZM154 183H157V182H154ZM153 183V185L155 186V184ZM9 184V183H8ZM68 184H70V183H68ZM66 185V184H65ZM111 188H110V187ZM153 186V187H154ZM258 186V185H257ZM106 187H109V188H106ZM38 188V187H37ZM65 188V187H64ZM247 188V187H246ZM46 189V188H45ZM62 189H63V187H62ZM67 189V188H66ZM72 189H74V188H71L70 189V192L71 191H73ZM111 189H114V190H111ZM116 189V190H115ZM154 189V188H153ZM152 189V190H153ZM40 191H41V188L39 189ZM39 190H37L36 189V191H39ZM43 191H41V193L42 192H44V189H42ZM63 190H65V189H63ZM62 190V191H63ZM6 191V190H5ZM39 191V192H40ZM61 191V192H62ZM66 191V190H65ZM113 191L115 192V193H113ZM260 191V190H259ZM262 191V190H261ZM8 192H9V190H8ZM74 192V191H73ZM113 193V194H112ZM254 194L253 195H251V197H249V198H243L244 200H243V202H251V203H255V202H257L258 200L256 199L255 200V197L257 196V197H259L258 195H261L262 193H263V191L261 192V194L259 193V192H257V191H254L253 192ZM69 194V193H68ZM84 194V195H83ZM87 194V193H86ZM200 194V193H199ZM251 194V193H250ZM264 194V193H263ZM262 194V195H263ZM42 195V194H41ZM40 196V195H39ZM43 196V195H42ZM42 196H40L41 198H42ZM151 197H154V194H151L150 195ZM5 197V196H4ZM54 197H56V196H54ZM242 198V197H241ZM42 199H44V198H42ZM41 199V200H42ZM46 199V198H45ZM72 199V198H71ZM40 200V199H39ZM60 200V199H59ZM51 201V200H50ZM53 201H56V200H53ZM58 201V200H57ZM144 201V200H143ZM146 201V200H145ZM41 202V201H40ZM43 202V201H42ZM148 202V201H147ZM147 202H145L147 205H148V203ZM241 202V201H240ZM144 203V202H143ZM143 203H142V205H143ZM43 204V203H42ZM149 204H151V203H149ZM46 206V205H45ZM89 206V205H88ZM41 207H43V206H41ZM151 207H153V206H151ZM48 208H50V207H48ZM144 208V207H143ZM145 209V208H144ZM41 210V209H40ZM44 210H46L45 209V207H44ZM50 210V209H49ZM140 211V210H139ZM147 211V210H146ZM158 212V211H157ZM47 213H48V211H47ZM156 215H157V213H156V208L155 209H153V210H151L150 212H149V216L145 219L144 218V220H146L147 222H149V221H152V220H154L153 221V223H154V225H156L157 223V220L158 219H156L155 217H156ZM50 216V215H49ZM36 217V216H35ZM150 218V219H149ZM80 220V219H79ZM86 220V219H85ZM53 222V221H52ZM54 223V222H53ZM83 223H84V221H83ZM86 223V222H85ZM56 224H58V223H56ZM62 224V223H61ZM76 224V223H75ZM73 225H74V223H73ZM70 227V228H69ZM30 228H32V226L30 227ZM47 230V231H48ZM50 231V232H51ZM50 232H49V234H50ZM52 232V233H53ZM28 234V233H27ZM48 234V233H47ZM42 235V236H41ZM45 235V234H44ZM54 236V235H53ZM54 236V237H55ZM112 236V235H111ZM48 237H50V236H48ZM52 237V236H51ZM65 237V236H64ZM57 238V237H56ZM45 239V238H44ZM48 240V239H47ZM141 243H143V240L142 241H140V242H138V243H135V244H133V249H135V250H140L142 247H143V244H141ZM40 246H41V248H40ZM189 246H191V245H189ZM188 246V247H189ZM39 247V250H38V252H37V248ZM104 247V246H103ZM193 247V246H192ZM192 247H191V249H192ZM108 248V247H107ZM190 248V247H189ZM13 249H16V247L15 248H13ZM28 249H30L31 251L32 250H34L32 253H29L28 252ZM185 249V248H184ZM193 249H194V247H193ZM44 250V249H43ZM102 250V249H101ZM110 250V248L108 249V251ZM202 250V249H201ZM41 251V250H40ZM46 251V250H45ZM54 251V250H53ZM88 251V250H87ZM107 251V252H108ZM189 251V250H188ZM44 252V251H43ZM42 252V253H43ZM62 252V251H61ZM106 252V253H107ZM110 252V251H109ZM108 252V253H109ZM186 252H187V249H186ZM185 252V254H187ZM200 252V251H199ZM59 253V252H58ZM68 253H72L71 252V249H70V247H69V250H66V254L67 255H69ZM77 253V252H76ZM189 253H191V252H189ZM188 253V254H189ZM62 254V253H61ZM105 254V253H104ZM188 254H187V256H188ZM66 255V256H67ZM199 255V254H198ZM55 257H56V260L53 262V264H59V262H60V264H70L69 262H64L62 259L64 258V257H62L61 255H54ZM103 256V255H102ZM105 256H107V255H105ZM105 259H107V258H105ZM113 258H110L109 257V259H108V263H111V260H112ZM175 259H176V257H175ZM184 259V258H183ZM182 259V260H183ZM83 261V260H82ZM106 262V263H107ZM185 262V261H184ZM100 263V262H99ZM107 263V264H108ZM98 264V263H97Z\"/></svg>","mask_w":264,"mask_h":264}]
</instances>
